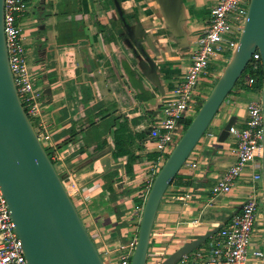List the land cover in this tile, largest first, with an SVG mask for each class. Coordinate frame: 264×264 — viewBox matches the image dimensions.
I'll return each instance as SVG.
<instances>
[{"label": "crops", "instance_id": "1", "mask_svg": "<svg viewBox=\"0 0 264 264\" xmlns=\"http://www.w3.org/2000/svg\"><path fill=\"white\" fill-rule=\"evenodd\" d=\"M216 1L180 0L179 21L167 0L29 1L24 25L28 58L43 84L42 112L53 138L59 145L67 126L80 121L88 107L89 123L98 121L78 136L85 138L79 141L85 150L71 152L65 144L59 146L65 149V173L76 168L82 197L75 199L101 248L103 241L115 246L138 236L155 166L164 160V156L157 160L160 153L147 144V134L164 114L165 96L182 80ZM126 23L141 44L130 37ZM232 51L227 49L209 63L196 87V101L219 78ZM252 96L237 85L226 97L212 121L220 129L219 136L232 118L235 126H245V105ZM222 115L227 119L223 124ZM116 134L127 139L138 159L115 154ZM209 141L201 138L188 159L198 167L183 166L159 205L150 247L167 250L166 259L186 242L214 231L206 238L207 251L220 225L239 210L251 191L248 168L230 194L213 198L211 187L233 158L222 148L226 143L220 137L212 144ZM98 148L103 152L95 157ZM187 193L185 204L179 196Z\"/></svg>", "mask_w": 264, "mask_h": 264}, {"label": "built area", "instance_id": "2", "mask_svg": "<svg viewBox=\"0 0 264 264\" xmlns=\"http://www.w3.org/2000/svg\"><path fill=\"white\" fill-rule=\"evenodd\" d=\"M248 5L249 0H217L212 6L210 22L197 39V44L191 53V62L182 80L165 96L164 114L154 125L150 126L148 131L147 144L160 153L157 160L164 156V160L162 159L164 162L167 157L165 153L167 154L168 149L177 143L176 130L182 126V119L195 109L197 102L195 90L207 72L211 60L227 49L235 50L237 47ZM29 13V0H4L5 39L9 65L21 102L30 120L33 117L37 122L38 127L34 128L40 140L44 138L49 143L51 159L61 164L62 167L66 160L65 149L60 147L53 138L50 124L42 112L44 94L41 82L37 81L31 70L28 58L24 25ZM257 60L261 61L258 50L253 53L250 62ZM254 67L256 68L257 64ZM254 82V77L250 76L244 83L252 87ZM248 91L253 96L245 105L246 124L244 127H237L233 124L229 129V134L235 137L229 149L233 161L212 185L211 192L213 198L230 194L235 189L238 179L248 168L251 169V191L242 201L239 210L234 212L227 222L220 225L219 233L207 251L202 249L195 255H192V252L184 253L175 264H263V234L259 230L263 215V208L260 204L263 196L261 160L264 152L262 87ZM214 136L209 130H206L203 135L207 139ZM215 137L217 140V136ZM186 165L192 169L198 167L196 162L189 163L188 160L184 166ZM160 167L161 164L155 166L154 176ZM62 180L72 199L82 197L77 172L69 171ZM189 197L188 193L179 196L185 204ZM198 221L196 219L193 223L196 224ZM103 242V250L106 254L103 260L104 263L108 261L105 264H131L137 237L115 246ZM117 251H121L119 256L116 254ZM166 256L167 250L165 249H149L146 264H164ZM0 264H29L1 185Z\"/></svg>", "mask_w": 264, "mask_h": 264}, {"label": "water", "instance_id": "3", "mask_svg": "<svg viewBox=\"0 0 264 264\" xmlns=\"http://www.w3.org/2000/svg\"><path fill=\"white\" fill-rule=\"evenodd\" d=\"M167 2L179 21L180 0ZM126 26L130 37L141 44L131 25L126 23ZM256 50L260 52L264 72V0H249L233 56L155 175L143 206L131 264H146L154 221L165 192L223 101L237 86ZM261 97L264 114V82ZM233 124L234 118L223 127L220 140L228 136ZM261 164L264 249V152ZM0 185L29 264H105L17 92L5 39L4 0H0ZM213 233L186 242L170 254L164 264H174L182 254L191 253L203 238Z\"/></svg>", "mask_w": 264, "mask_h": 264}, {"label": "trees", "instance_id": "4", "mask_svg": "<svg viewBox=\"0 0 264 264\" xmlns=\"http://www.w3.org/2000/svg\"><path fill=\"white\" fill-rule=\"evenodd\" d=\"M30 1V0H29ZM257 64V67L255 68L254 65ZM35 74V72H33ZM36 75V74H35ZM254 77L255 82L253 84V86H249L247 84H245V80L248 77ZM263 82H264V72H263V65L261 63L260 60L257 61H251L249 62L247 68L245 69V71L242 73L240 79L237 82V85H240L244 90H254V89H259L263 86ZM102 118V117H101ZM182 122L186 125V127L188 126V124L191 122V120L183 118ZM96 123H98V121L95 120H91L89 123V107L87 108L86 114L80 118V121L78 120H74L71 122V124H69L67 126V128L64 130V139H62V141L59 143V145L61 144H65L66 146L69 147V149L72 151H82L85 150V146L83 147H79L80 144L82 142L83 136L78 137L79 134L83 133L86 130H89V126H93ZM89 139V138H88ZM116 142H115V148H118V150L116 151L117 153L115 154H123L127 155L128 159L130 161H133L135 159H138L139 156L135 155L134 153H132L129 149V147L127 146V139L123 138V136H119L116 134ZM81 149V150H80ZM99 150H97L95 152V157H98L102 154L103 152V148H98ZM61 166V164H59ZM59 174L61 175L62 178L66 177V173L65 170L62 169L58 171ZM62 172V173H60Z\"/></svg>", "mask_w": 264, "mask_h": 264}, {"label": "rangeland", "instance_id": "5", "mask_svg": "<svg viewBox=\"0 0 264 264\" xmlns=\"http://www.w3.org/2000/svg\"><path fill=\"white\" fill-rule=\"evenodd\" d=\"M233 54H234V51H232V55H231V57L233 56ZM230 59H231V58H230ZM212 60H213V59H212ZM212 60H211V61H212ZM219 61H220V60H219ZM217 79H218V78H217ZM217 79H215V80H213L212 82H210V85L208 86V89H207L206 91L202 92V94L200 95V98L197 100L196 108H195L190 114L188 113V115H189V116H188V119H189V120H192V119L195 117V115L198 113L199 109L201 108L202 103H203V102L206 100V98L208 97V95H209L210 91L212 90L213 86L215 85ZM40 85L42 86V90H43V84L40 83ZM229 94H230V93H229ZM229 94H228V95H229ZM218 112H219V110H218ZM218 112L216 113V115L218 114ZM216 115H215V116H216ZM213 119H214V118H213ZM225 120H227V119H225V117H224L223 115H222V117L219 118V121H220L221 124L225 123ZM31 121H32L34 127L37 128V127H38V126H37V122H36V120H35L33 117H31ZM212 121H213V120H212ZM228 121H229V120H228ZM226 123H227V122H226ZM224 125H226V124H224ZM185 130H186V125L180 126V127L176 130V135H177L178 139L183 135V133L185 132ZM207 130L211 131L215 136H218V137H219L220 129L217 127V125L211 123V124L209 125V127L207 128ZM215 136H214V137H215ZM214 137L210 139V141L208 142L209 144H212V142L215 140L216 137H215V138H214ZM218 137H217V138H218ZM232 139L235 140V137H234L233 135H231V134H228V136L223 140V142L226 143V145H223L222 148H223L225 151H227L228 153H229L230 146H231V144H232L233 141H234V140H233L232 142H230ZM41 141H42L43 145L45 146V148L47 149V151H48V153H49V155H50L51 151H50V148H49V143H48L47 141H45L44 138H42ZM199 142H200V141H199ZM197 145H198V144H197ZM197 145L195 146V148L193 149V151L197 150ZM173 148H174V147L169 148V149H168V153H170V152L172 151ZM219 149H220V147H219ZM193 151H192V152H193ZM229 159H231V157H229ZM163 163H164V162H163ZM163 163L161 164V166L163 165ZM54 164H55L57 170L60 171V170H61V166H60L57 162H54ZM68 164H69V163H68ZM77 164H78V162H74V168H75V167L78 168V165H77ZM71 165H73V163H70V167H71ZM80 165H81V164H80ZM75 169H76V168H75ZM75 169L72 168V171L76 172ZM247 172H249V171H246V172L241 176V178H243V176H244L245 174H247ZM60 173H62V172H60ZM250 173H251V172H250ZM261 184H262V183H261ZM73 201H74L75 205L77 206V208H78V210H79L81 216L84 217V215H83L84 210H83V208L79 205L78 200H76L75 198H73ZM260 204H261V208H263V207H262V203H260ZM262 214H263V211H262ZM262 216H263V215H262ZM262 216H261V221H260V222H262V225L259 227V230H260V232L263 234V217H262ZM89 232H90V234H91V236H92V238H93V240H94V242H95V244H96V246H97V248H98V250H99V252H100V254H101V256H102V258L105 259V258H106V254L104 253L103 248H101V246L96 242V239H94V238H95V234L92 232V230H89ZM262 234H260V236H262ZM202 237H204V234L201 235L199 238H202ZM262 238H263V236H262ZM209 245H210V242H209L207 239H204V238H203L202 243L200 244V246H203L202 248H203V249H206V247L209 246ZM149 249H152V246H151ZM116 254L119 256V255L121 254V251H117ZM105 263H108V261H105Z\"/></svg>", "mask_w": 264, "mask_h": 264}]
</instances>
